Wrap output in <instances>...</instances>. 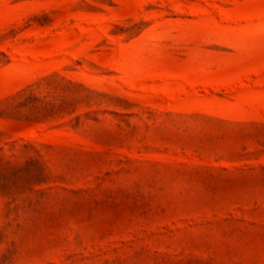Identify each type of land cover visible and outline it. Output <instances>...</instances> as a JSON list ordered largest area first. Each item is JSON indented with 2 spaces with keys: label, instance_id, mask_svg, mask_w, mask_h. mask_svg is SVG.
Segmentation results:
<instances>
[{
  "label": "rangeland",
  "instance_id": "374dc122",
  "mask_svg": "<svg viewBox=\"0 0 264 264\" xmlns=\"http://www.w3.org/2000/svg\"><path fill=\"white\" fill-rule=\"evenodd\" d=\"M0 264H264V0H0Z\"/></svg>",
  "mask_w": 264,
  "mask_h": 264
}]
</instances>
